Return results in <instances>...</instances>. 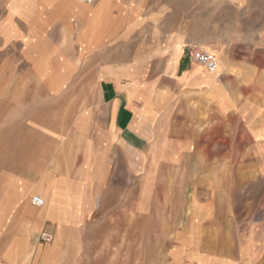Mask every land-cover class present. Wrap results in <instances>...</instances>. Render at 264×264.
I'll list each match as a JSON object with an SVG mask.
<instances>
[{"label":"crops","instance_id":"crops-1","mask_svg":"<svg viewBox=\"0 0 264 264\" xmlns=\"http://www.w3.org/2000/svg\"><path fill=\"white\" fill-rule=\"evenodd\" d=\"M172 1L0 0V264H100L106 254L103 248L85 253L65 244L70 239L65 236L68 207L82 212L84 207L83 214L75 216L85 221V206L94 207L95 213L104 206L101 193L92 205L65 196V142L84 144L89 158H94V176L83 185L97 190L107 187L99 175L103 166L107 175L112 174L116 152L131 153L140 144L147 146L151 158L155 153L165 158L167 143L177 158L198 153L215 157L207 138L201 141L207 147L199 151L194 119L179 107L173 111L175 99L167 90L175 75L163 67L166 55L160 47L169 14L181 10L179 1ZM180 60L173 96L210 95L215 113L210 117L216 115L219 124L226 116L244 119L242 108L224 104L213 93L219 90L215 73L203 69V74L195 66L185 72L188 80L183 83ZM155 63L162 65L156 68ZM259 137V147L248 153L254 163L239 170L248 187L264 179V141ZM69 151L71 158L80 157L76 146ZM227 151L219 148L217 157L230 158ZM241 153L238 157L247 158L245 150ZM220 167L226 177L229 169ZM218 171L213 168L211 173ZM216 184L213 177L204 183L210 191ZM44 192H50L48 205L55 193L61 195L56 205L62 223L53 220L52 207L47 211L53 219L31 206L33 197ZM243 203L236 257H210L207 264H264V201L247 197ZM208 216L201 213L199 218ZM44 232L53 236L52 242L40 240ZM109 255L110 264H117Z\"/></svg>","mask_w":264,"mask_h":264},{"label":"rangeland","instance_id":"rangeland-1","mask_svg":"<svg viewBox=\"0 0 264 264\" xmlns=\"http://www.w3.org/2000/svg\"><path fill=\"white\" fill-rule=\"evenodd\" d=\"M178 1L181 10L169 14L166 40L160 47L166 55L163 67L175 75L167 90L175 99L173 111L179 107L194 119L199 151L207 147L201 142L207 138L215 157L198 153L192 158H177L167 143L165 158H158L157 153L151 158L147 146L140 144L131 153L116 152L112 174L107 175L103 166L99 178L108 185H103L100 192L93 185L85 186L86 179L94 176V158H89L84 144L65 142V196L92 205L101 193L104 204L96 213L94 207L85 206L86 213L89 210L85 221H78L75 216L83 214L84 207L83 212L77 206L67 208L70 222L65 223V236L70 239H65V244L85 253L103 248L106 254L101 256L100 264H110V253L117 264H207L210 257L219 261L224 257L233 259L240 243L238 225L243 201L247 197L264 201V179L248 187L239 171L254 163L248 153L257 149L259 144L255 142L260 134L264 141V0H173L171 4L177 5ZM194 49L217 56L215 80L219 90L214 89L213 93L224 104L242 108L244 119L226 116L219 124L216 115L210 117L215 114L211 109L213 97L207 98L210 95L190 98L181 92L173 96L177 89V63L181 59L179 77L186 83L185 72L197 66L190 57V50ZM168 56L174 58L173 63L168 62ZM153 65L157 68L162 64ZM197 68L205 74L203 68ZM190 104L195 105L192 110ZM71 146L78 148L80 157L71 158ZM219 148L228 149L230 158L217 157ZM244 150L247 158L238 157ZM104 162L109 166V159ZM220 166L229 169L226 177L221 175ZM213 168L220 170L218 174L211 173ZM211 177L217 182L212 191L204 185ZM74 181L77 183L72 184ZM57 195L60 202L62 197L59 192ZM41 197L45 205L35 211L49 216L48 207H54L56 216L49 217L62 223L59 207L48 205L50 192ZM107 211H112V216L105 217ZM201 213H208V219L201 220Z\"/></svg>","mask_w":264,"mask_h":264},{"label":"built area","instance_id":"built-area-1","mask_svg":"<svg viewBox=\"0 0 264 264\" xmlns=\"http://www.w3.org/2000/svg\"><path fill=\"white\" fill-rule=\"evenodd\" d=\"M85 4H93L97 0H81ZM190 57L192 62L205 69L209 73H216L219 69V60L217 56L211 52L203 51L200 49L190 50ZM32 205L41 208L45 205L44 199L39 196H36L32 199ZM53 236L49 233H42L40 236V240L43 242H52Z\"/></svg>","mask_w":264,"mask_h":264},{"label":"bare ground","instance_id":"bare-ground-1","mask_svg":"<svg viewBox=\"0 0 264 264\" xmlns=\"http://www.w3.org/2000/svg\"><path fill=\"white\" fill-rule=\"evenodd\" d=\"M199 67V66H198ZM55 195H57V193H55ZM58 196V195H57ZM57 196H55V199L53 198V203H52V206L55 205L58 203V200H57ZM51 211L52 213L54 214L55 213V209L54 207L51 208ZM56 216V215H55Z\"/></svg>","mask_w":264,"mask_h":264}]
</instances>
